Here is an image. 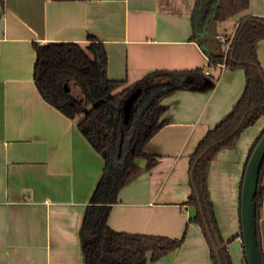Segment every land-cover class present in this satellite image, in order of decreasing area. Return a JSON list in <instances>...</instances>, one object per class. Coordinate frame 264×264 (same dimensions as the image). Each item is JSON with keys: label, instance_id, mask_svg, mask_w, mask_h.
I'll return each instance as SVG.
<instances>
[{"label": "crops", "instance_id": "0c3cea01", "mask_svg": "<svg viewBox=\"0 0 264 264\" xmlns=\"http://www.w3.org/2000/svg\"><path fill=\"white\" fill-rule=\"evenodd\" d=\"M196 0H0V264H85L84 215L101 176L102 156L79 131L76 119L55 109L33 80L34 43L104 45L106 76L139 84L156 70L204 69L209 50L226 53L239 22L264 18V0L212 24V41L193 37ZM200 35V34H199ZM221 37L224 42H219ZM264 73V39L255 42ZM201 86L164 95L166 121L146 143L157 163L118 194L108 212L114 231L180 238L183 244L155 264H212L196 209L186 200L193 188L190 156L208 130L231 111L245 87L242 68L214 67ZM264 116L246 128L232 148L220 150L206 170L207 196L232 264H247L241 236L240 187ZM144 167L145 161H139ZM264 259V194L257 220Z\"/></svg>", "mask_w": 264, "mask_h": 264}, {"label": "trees", "instance_id": "16d2710c", "mask_svg": "<svg viewBox=\"0 0 264 264\" xmlns=\"http://www.w3.org/2000/svg\"><path fill=\"white\" fill-rule=\"evenodd\" d=\"M248 1L196 0L191 17L193 37H198L200 44H207L213 22L225 21L246 10ZM260 39H264V18L247 16L239 22L225 55H215L206 49L211 64L224 63V67L242 68L245 73V87L241 96L230 113L206 132L189 160L190 168L193 167V188L186 204L196 209L189 223L200 226L209 245L212 264L218 262L210 238L219 247L221 264H232V261L207 196L206 170L220 150L232 148L240 134L264 116V73L254 50L255 42ZM33 46V80L38 92L69 118L76 119L78 113L82 112L76 119V125L104 161L101 176L84 215L83 231L91 232L95 237L83 245L85 264H155L183 244L187 226L180 238L133 234L112 230L107 225V216L110 207L118 201L120 189L143 168L150 170L157 163L158 157L146 153L144 148L166 123L161 120L164 107L160 99L179 88L203 85L207 80L203 70H156L148 73L139 84L128 86L126 80L107 78L104 45L92 34H87L84 43L49 42L42 45L34 43ZM143 82H147L148 87L153 85L156 95L139 113L135 112L134 103L130 121L125 126L122 117L124 99ZM122 132L125 133L121 143ZM141 160L145 161L144 167L139 165ZM263 194L264 160L254 196L257 246L264 262L257 226Z\"/></svg>", "mask_w": 264, "mask_h": 264}, {"label": "water", "instance_id": "95a60500", "mask_svg": "<svg viewBox=\"0 0 264 264\" xmlns=\"http://www.w3.org/2000/svg\"><path fill=\"white\" fill-rule=\"evenodd\" d=\"M210 40H212V31H210L209 33V42ZM147 87H148L147 82L141 83L138 87H136L132 91V93H130L124 99L122 117H123V123L125 126L128 125L130 121L133 104L135 103L139 95L142 93V91ZM207 150L208 149L203 151L198 156L197 160ZM263 160H264V131L262 135L260 136L259 140L257 141L256 145L254 146L248 158V161L244 169L242 186H241V199H240L241 236H242L244 254H245V259L247 261V264H264L260 256L258 246H257L256 219H255L256 207H255V202H254V196L257 190L258 176H259V172H260V168L263 163ZM192 170H193V167L190 172L191 182L193 185ZM210 240H211L212 250L214 251L217 262L218 264H221L220 258H219V251H218L219 247L212 240V238H210Z\"/></svg>", "mask_w": 264, "mask_h": 264}, {"label": "rangeland", "instance_id": "374dc122", "mask_svg": "<svg viewBox=\"0 0 264 264\" xmlns=\"http://www.w3.org/2000/svg\"><path fill=\"white\" fill-rule=\"evenodd\" d=\"M210 31H213V28L211 27V30ZM212 41V40H210ZM155 87L152 85L148 88H145L141 95L139 96V98L137 99V101L135 102L134 104V108H135V112L136 113H139L141 112L145 106L152 100V98H154V96L156 95L155 94ZM82 115V112L78 113V115L76 116V119H78L80 116ZM124 133L125 132H122L121 133V143L124 141Z\"/></svg>", "mask_w": 264, "mask_h": 264}, {"label": "built area", "instance_id": "2783aa9c", "mask_svg": "<svg viewBox=\"0 0 264 264\" xmlns=\"http://www.w3.org/2000/svg\"><path fill=\"white\" fill-rule=\"evenodd\" d=\"M218 39H219L220 42H224V40H223L221 37H218ZM230 44H231V41H229V42H225L226 52H227V50L229 49ZM214 67L224 68V63H219V64L214 65V64H211V63L209 62V60H208V64H207L206 67L203 69V73H204V75L209 76L211 70H212Z\"/></svg>", "mask_w": 264, "mask_h": 264}]
</instances>
